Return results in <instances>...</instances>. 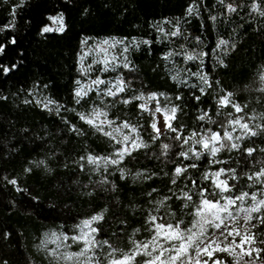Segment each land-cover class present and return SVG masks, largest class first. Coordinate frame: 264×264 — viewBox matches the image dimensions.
Here are the masks:
<instances>
[{
  "label": "trees",
  "instance_id": "obj_1",
  "mask_svg": "<svg viewBox=\"0 0 264 264\" xmlns=\"http://www.w3.org/2000/svg\"><path fill=\"white\" fill-rule=\"evenodd\" d=\"M228 4L236 11H228ZM262 11L264 0H0V45L5 47L0 65L16 64L7 75L0 69V264H66L50 255L43 233L71 236L94 215L103 216L96 222V240L108 242L101 246L100 264L112 249L119 258L133 237L149 233L152 216L188 227L200 189L219 192L205 174L221 168L228 175L235 170L236 179L228 180L231 196L252 191L248 177L264 154V128L256 127L264 125ZM56 14L63 16L64 31L42 34L47 17ZM103 38L121 41L119 62L105 68L88 55L83 67L86 50ZM221 40L227 43L220 45ZM189 55L197 58L188 60ZM85 73L89 81L120 78L124 91L108 96L102 84L76 97L79 84L88 79ZM140 93L156 94L162 105L177 108L171 123L181 140L167 129L153 139L151 115L139 108ZM228 93L241 113L218 104ZM95 108L134 126L147 147L133 150L118 165L89 163L88 156L109 157L118 148L114 139L80 119ZM235 117L255 125L257 133L242 137L238 149L223 140L225 146L212 157L192 140L182 143L193 133L195 139L210 132L223 137ZM163 144L169 145L167 155ZM190 147L203 155H179ZM248 148L255 149L250 156ZM191 164L196 167H187ZM176 167L187 171L177 177ZM185 192L191 201L183 198ZM252 231L264 240V225ZM218 255L225 264L233 260ZM256 264H264V253Z\"/></svg>",
  "mask_w": 264,
  "mask_h": 264
},
{
  "label": "snow or ice",
  "instance_id": "obj_2",
  "mask_svg": "<svg viewBox=\"0 0 264 264\" xmlns=\"http://www.w3.org/2000/svg\"><path fill=\"white\" fill-rule=\"evenodd\" d=\"M221 3H223V0H221ZM226 7L228 11H236V7L232 4H228ZM252 7L254 11L259 10L255 3ZM188 11L191 13L193 9L190 7ZM260 14L264 15V11L260 12ZM47 19L52 22V26H44L41 30L42 34L53 31H64L62 15L49 16ZM211 19L215 20V17H212ZM172 35H178V30L177 32H173ZM10 42L12 44L16 43L14 38ZM226 43L227 41H220V45ZM104 44H108V41H104ZM217 47H219V45ZM4 51L5 47L0 45V55H2ZM102 51L105 50L102 49ZM196 58L197 57L193 55L187 56L188 60ZM15 68L16 64H13L11 68L0 65V69H2L4 75H7ZM200 79L205 84H208L207 76L202 75ZM261 80H264V76L261 77ZM92 84L99 87V85L105 84V81L102 79H96L92 81ZM113 87L115 88V91H113L112 88H109L105 94L108 96H115L117 93L123 92L124 82L118 81ZM88 90H91V87H89ZM201 92H203V89H201ZM75 95L76 97H83L87 95V90L80 88L76 91ZM231 97L232 93H228L219 99L218 104L221 106L231 105L236 113H241L243 108L240 105L233 103ZM137 99L144 100L145 98L140 96L137 97ZM153 99H155V95L148 97L149 101ZM177 99H179V97H177ZM196 99H199V97H196ZM129 102L130 101L127 100L124 101V103ZM139 107L147 110L145 104H141ZM162 111L164 113L165 128L173 133H177L173 139L181 140L182 137L179 134L178 129L173 127L171 123V121L175 119L177 108L172 107L171 109L163 110L160 107L155 108V113H160ZM169 113H171V115H169ZM106 116L107 113L93 109L91 114L87 116L81 115L80 119L112 139H116L115 134L122 133L123 129H129L132 133L137 131V129L131 126L128 122H124L122 125L112 128V131H104L105 124L109 127L113 124V121L111 120L101 119V117ZM205 118L206 114L199 117L200 120H204ZM228 123L231 126H238L244 135L255 136L257 134L248 123L242 122V118L230 120ZM256 127L264 128V125H257ZM151 128L155 133L153 139H159L162 133L161 129L157 126V123L153 122ZM235 130L236 128L233 127L232 131ZM196 135V133H193L191 137L183 139L182 143L189 144V141L192 140L195 144L200 145L206 150L212 157H216L217 153L221 151V148L225 146L222 142L223 140H233L232 133L227 130L224 131L223 137L218 132H210L208 135L202 136L200 139H195ZM236 139H242V137L238 136ZM117 143L124 145V147L119 149L115 154L118 159L88 156V162L99 165L102 160L105 165L109 163L118 165L124 156L131 155L133 150L147 147V145L139 141L138 137L133 138L128 134H123L121 138L117 140ZM239 147L240 146L237 143L230 144L231 149H238ZM162 148L164 150L163 154L167 155L169 145L163 144ZM254 151L255 149L253 148H248L246 150L249 156L252 155ZM189 152H191L196 159H199L200 156L203 155V152H197L191 147L187 151H181L179 155L184 159H188ZM215 162L216 161H213V163ZM187 167H196V165L191 164ZM187 167H176V176L179 177L182 173L186 172ZM229 171L231 172V175H228L223 168L211 174H205L204 179L211 180L214 188L218 189L219 192L209 193L206 187L200 189L199 195L201 201L200 204L196 206V212L194 213L195 218L191 227L181 228L180 223L175 225L163 222L158 223L157 217L152 216L150 218V223L153 225V235L151 239L147 242L135 244L133 249L129 252H120L119 258L116 256L118 250L112 249L108 254V260L105 264H132L138 255H143L148 258L144 260L142 264H192L193 259H195V264H225L224 259L218 255L220 253L233 257L230 264H241V261H243L244 264H256V262L261 259V253H264V248L257 247L256 245L257 243L264 245V240L258 241L257 236L252 229L264 225V214H260L262 209H264V198L258 199L256 193L250 194L248 192H243L235 196H224L223 193L232 191V187L229 186L228 180L236 179L235 170L233 169ZM222 175H226L228 178L220 179ZM261 178H264V168L248 177L249 180L256 179L257 181H260ZM9 183L16 185L17 182L16 180H11ZM172 183H176V180L173 179ZM192 183L195 185L196 181H193ZM18 191L23 190L18 189ZM208 195L219 196V199H209ZM183 198L188 201L192 200V196L187 192L184 193ZM248 199L252 201L250 206L238 208V202L240 205H243ZM233 209L237 210L233 211ZM241 213L243 215H241ZM254 213L257 215L254 216ZM102 219L103 216L97 215L91 217L90 220H84L81 222V225L79 226V235L70 238L76 243L83 244V247L79 252L62 253L59 251L61 244L57 243V247L50 251V255L57 261L63 259L66 264L67 262L72 261H74L75 264H100V261L96 258L95 250L108 242H100L96 240L94 234L98 232V229L92 227V224ZM241 220L243 221L242 225L240 224ZM253 221H255V223H253ZM240 227H244L245 231L241 232ZM237 237H239V240H237ZM52 238L53 243L69 239L67 236L63 238L57 237L55 233L52 234ZM245 257L248 259L245 260ZM4 264H7V262L5 261Z\"/></svg>",
  "mask_w": 264,
  "mask_h": 264
},
{
  "label": "rangeland",
  "instance_id": "obj_3",
  "mask_svg": "<svg viewBox=\"0 0 264 264\" xmlns=\"http://www.w3.org/2000/svg\"><path fill=\"white\" fill-rule=\"evenodd\" d=\"M61 14H56V15H53V16H60ZM47 26H52V22L49 21V24H47ZM104 41H108V44H104ZM120 40L118 39H115V38H103V39H100L99 41L95 42L93 46L89 47L86 52H85V55L82 57L81 59V65L84 67L85 66V61L87 60V57L88 55H91L93 56L96 60H98L105 68H111L115 63H118L119 60L121 59L122 57V54H123V49L121 44H120ZM102 49H104L105 51H102ZM86 77L88 78L89 75L88 73H85ZM264 76V74H263ZM96 79H99V78H92L91 81H89V78L87 80H85L84 82H81L77 88V90H79L80 88H84L85 90H87V93L89 92V87H95V88H98L96 87L95 85L92 84V81L96 80ZM118 81H123L122 79H116L114 81H108L105 83V86L103 88L104 90V94L107 92V90L109 88H112L113 91H115V88L113 87ZM124 82V81H123ZM102 85H99V87H101ZM124 87H125V84H124ZM76 90V91H77ZM119 94V93H117ZM155 95V99L153 100H148V97L150 96H153ZM140 96H143L145 99L144 100H140V104H145L147 110H144V109H141L140 107V110L141 111H145L147 113H150L151 115V124L153 122H156L157 123V126L161 129V133L166 129L165 126H164V113L163 111L160 112V113H155V108L156 107H160L162 110L163 109H171L172 107L166 105H162L160 103V100L158 98V95L156 94H153V93H140L138 95V97ZM96 110H99V111H103L106 113L105 110L101 109V108H95ZM93 111L90 110L88 111V113L85 115H89L91 114V112ZM169 115H171V113H169ZM236 118H242V117H235V118H232L231 120L233 119H236ZM101 119H107V120H111L109 118V116L107 115L106 117H101ZM113 121V120H111ZM242 122H246L249 124V126L254 130L255 128V125L252 126V123H249L248 121L246 120H243L242 119ZM123 123L121 122H116V121H113V124L111 127H109L107 124L104 125V131H112V128H115V127H118L120 125H122ZM254 124V122H253ZM131 125V124H130ZM132 126V125H131ZM134 127V126H133ZM235 127L236 130L235 131H232V128ZM152 129V128H151ZM229 132L232 133L233 135V140L232 142L233 143H239L241 141V139H236V137L240 136V137H245V136H249V135H244V133L242 132V130L238 127V126H231L229 125V129H228ZM123 134H128V135H131L133 138H137L139 139L140 142H142L141 140V137L138 133V130L135 132V133H132L130 132L129 129H123L122 130V133H116L115 136H116V139H114L116 142L117 140H119L121 138V136ZM118 145V148L115 150L114 154L109 156V157H104V158H109V159H118V157L115 155L117 153V151L119 149H121L122 147H124L123 144L121 143H117ZM202 148V147H201ZM203 149V148H202ZM204 150V149H203ZM100 163H103V161L101 160ZM99 163V164H100ZM256 164H257V167H258V171H260L262 168H264V154L263 155H260L257 157V160H256ZM256 173V172H255ZM220 179H225L224 175H222L220 177ZM251 185L253 187L252 191L248 192V193H256L257 194V198L258 199H261V198H264V178H261L260 181H257L256 179H252L251 181ZM224 196H231L230 195V192H225L223 193ZM241 194V193H240ZM239 195V194H238ZM223 202V201H222ZM252 204V201L250 199L246 200V202L243 204V205H240L239 202H238V208L239 207H247V206H250ZM237 209H233V211H236ZM263 211V209H262ZM196 212V211H195ZM241 215H243L241 213ZM254 216L257 215V214H253ZM96 216V215H94ZM93 217V216H92ZM91 217H88L84 220H90ZM82 220V221H84ZM81 221V222H82ZM81 222L77 225V229H76V232L74 234H72L71 236H67V235H62L60 234L59 232L55 231V230H48L46 232H44L43 234V238L42 240L44 241V244H46L47 248L49 249V251H51L52 249H55L57 247V243H60L61 246H60V249L59 251L62 252V253H68V252H79L80 249L83 247V244L82 243H76L74 241H72L70 238L72 236H77L79 235V232H80V225H81ZM159 223V222H158ZM240 224L242 225L243 224V221L241 220ZM192 226V223L188 226V227H191ZM92 227H96V222H94L92 224ZM152 228H153V225L151 224L150 225V228H149V233L145 234V235H141V236H135L133 237V242L131 243L130 247L128 248V250L126 252H129L133 249L134 245L135 244H140L142 242H147L151 239L152 235H153V232H152ZM240 231L241 232H244L245 229L244 227H240ZM55 233L57 237H69V239L67 240H63L62 242L60 241H57L56 243H53L52 242V234ZM95 235V234H94ZM237 240H239V238L237 237ZM100 249L101 247H98L95 251H96V258L100 261ZM238 251V250H237ZM167 255V254H166ZM107 257V260H108V255L106 256ZM148 259L147 257L143 256V255H138L136 256L135 260L132 262V264H142V262L144 260ZM233 259V257H232ZM106 260V261H107ZM60 261L62 263H66L63 259H60ZM67 264H75L74 261L72 262H67ZM105 264V263H104ZM192 264H195V259H193V262ZM241 264H244L243 261H241Z\"/></svg>",
  "mask_w": 264,
  "mask_h": 264
}]
</instances>
